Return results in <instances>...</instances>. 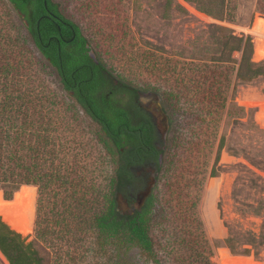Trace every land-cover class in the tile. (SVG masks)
<instances>
[{"label":"trees","instance_id":"trees-1","mask_svg":"<svg viewBox=\"0 0 264 264\" xmlns=\"http://www.w3.org/2000/svg\"><path fill=\"white\" fill-rule=\"evenodd\" d=\"M8 1L20 14L29 37L55 70L64 90L95 125L97 143L105 151V159L114 166V172L105 178L104 186L86 174L73 177L63 139L53 134L49 126L34 124L37 118L30 113L34 105L32 97L11 90L14 82L7 76L6 89L0 93V202L8 213H17L15 193L23 185L38 187L35 237L32 240L12 229L0 217V250L10 264H45L46 258L37 246L39 242L58 252H63L65 247L77 249L76 244L82 243L84 230L91 232L94 251L102 255L110 248L126 251L135 247L153 264H219L215 259L219 245L209 238L198 212L199 196L187 198L188 194L182 189L185 178L174 170L176 160L170 155L182 147L179 146L180 131L184 129L183 123L187 124L183 118L188 120L198 114L196 101L209 96L226 102L224 94L230 86L233 68L216 64L206 71L197 70L193 81L204 76V81L210 84H197L195 89L186 86L166 92L140 87L105 62L79 18L90 13L111 14L119 10L116 4L122 7V3H128L131 7L136 0H66L67 4L65 0ZM71 1L81 4L77 12L69 11ZM192 1L203 12L226 19L236 10L238 0ZM173 2L166 0L167 11L173 8ZM104 8L106 11L103 12ZM178 8L185 10L181 5ZM256 10L264 14V0H256ZM114 23L110 18L104 26L113 28L117 26ZM224 39L222 57L217 56L219 50L213 55L216 63L226 56L232 60V52L242 50L244 54L237 77L251 81L264 74V62L252 59L254 43L251 36L230 34ZM10 57L7 56L8 60ZM141 93L159 96L169 116L167 141L162 142L161 147L156 144L158 131L151 116L139 107ZM259 113L264 114V110ZM196 116L202 117V114ZM148 166L155 168L156 185L143 203L122 209L123 198L134 202L132 197L146 188L148 178L139 175L137 168ZM94 168L102 169L98 164ZM165 178L166 184L160 190ZM215 184L216 180H212L211 185ZM85 190L86 194L83 193ZM70 191L72 201L68 202L65 197L62 218H49L48 198L53 192L69 194ZM91 201L97 208L88 215ZM260 235L262 242L259 243L252 235L243 243H237L231 235L224 241L233 254L250 255L255 251L259 256V246L264 245V227ZM57 240L62 243L55 244ZM245 244L252 247H244Z\"/></svg>","mask_w":264,"mask_h":264},{"label":"rangeland","instance_id":"rangeland-1","mask_svg":"<svg viewBox=\"0 0 264 264\" xmlns=\"http://www.w3.org/2000/svg\"><path fill=\"white\" fill-rule=\"evenodd\" d=\"M173 1L170 11H167L166 0H136L131 7L128 3H122V7L116 4L119 10L111 14L105 13L104 8V13H90L79 18L105 62L116 73L140 87L166 92L186 86L195 89L193 87L197 84H210L204 81V76L193 81L197 70L204 71L216 64L226 69L233 68L230 86L224 94L226 102L209 96L196 101L195 109L202 117L196 114L188 120L183 118L187 124L183 123L184 129L180 131L179 146L182 147L179 151L173 150L170 156L176 160L174 170L185 178V188L182 189L188 194L187 198L199 196L198 212L209 238L219 245L216 261L219 264H264L263 244L259 246V256L255 251L242 256L233 254L224 241L231 235L237 243H243L252 235L258 243L262 242L264 114L259 112L264 110V106L257 102L264 101V74L251 81L237 77L244 54L242 50L233 51L232 60H228L227 56L217 63L213 60L217 50V56L222 57L225 35L234 34L238 37L251 36L254 43L252 59L264 62V58L257 61L258 38L253 32L257 18H264V14L256 10V0H238L236 10L226 19L203 12L192 0ZM64 2L67 4L66 0ZM69 3L70 12H77V7H81L79 2ZM178 5L185 10H180ZM110 18L117 26L107 29L104 24ZM8 55L11 56L9 60ZM1 68L0 93L6 89V77L9 76L10 82H14L11 90L18 95L32 97L34 105L30 113L37 118L34 124L49 126L53 134L63 139L65 150L69 152L66 159L70 161L72 176L77 178L86 174L89 179L95 177L98 185L104 186L105 178L113 174L114 166L109 159H105V151L97 143L95 125L64 90L55 70L32 42L23 19L8 0H0ZM144 101L152 110L155 109V94L145 95ZM245 101L254 104L246 106L242 104ZM161 120L160 126L165 133L163 116ZM165 136L168 137V132ZM97 164L102 169L96 170L94 167ZM151 180L152 186H155V173ZM212 180H216L215 186L211 185ZM165 181L166 178L160 190H163ZM71 193H52L46 202L49 218H62L65 197H68V202L72 201ZM83 193L86 194V190ZM16 198L17 213H8L0 202V217L12 229L29 236L30 241L35 237L38 187L23 185L16 192ZM120 205L122 209H130L123 200ZM95 208L96 203L91 201L87 214L91 215ZM81 238L82 243L79 241L76 244L77 249L65 247L63 252L40 242L37 246L46 258L45 264H153L138 248L126 251L110 248L102 255L94 251L90 231L84 230ZM54 243L62 242L57 240ZM244 247L252 245L245 244ZM0 264H10L1 250Z\"/></svg>","mask_w":264,"mask_h":264},{"label":"flooded vegetation","instance_id":"flooded-vegetation-1","mask_svg":"<svg viewBox=\"0 0 264 264\" xmlns=\"http://www.w3.org/2000/svg\"><path fill=\"white\" fill-rule=\"evenodd\" d=\"M150 94L151 93H141L140 98L138 100V103H139V107L151 116L152 121L154 122V124L157 128V131H158V139H156V144H157V146L161 147L162 142L167 141L165 133L168 132V129H169V116L165 112L159 96H156L157 105H156L154 110H152V108L147 103H145L144 96L150 95ZM162 116H163V123H165V125H166V132L165 133H163L161 126H160L161 121H162L161 120ZM137 171H138L139 175H142V176H145L148 178L147 186L144 190H142L140 192V194L138 196L132 197V198H134V202H131L128 198L127 199L123 198V201L129 207H137L138 204L140 205L141 203H143L144 200L146 199V197L151 193V192H149L150 188H151V191L153 188L152 183H151L152 182L151 177H152V174L155 173V168L151 167V166L140 167V168H137Z\"/></svg>","mask_w":264,"mask_h":264},{"label":"bare ground","instance_id":"bare-ground-1","mask_svg":"<svg viewBox=\"0 0 264 264\" xmlns=\"http://www.w3.org/2000/svg\"><path fill=\"white\" fill-rule=\"evenodd\" d=\"M253 32L258 38L257 43V61H260L264 58V18H257ZM255 36V37H256ZM260 106H264V101L257 102ZM242 104L246 106L253 105L254 102L251 101H245L242 102ZM225 159H229L228 156H225Z\"/></svg>","mask_w":264,"mask_h":264},{"label":"water","instance_id":"water-1","mask_svg":"<svg viewBox=\"0 0 264 264\" xmlns=\"http://www.w3.org/2000/svg\"><path fill=\"white\" fill-rule=\"evenodd\" d=\"M149 192H151V188H150ZM15 194H16V193H15ZM14 197H15V195H14ZM14 197H13V199H14ZM13 199H11V200H13ZM242 256H247V255H242Z\"/></svg>","mask_w":264,"mask_h":264}]
</instances>
